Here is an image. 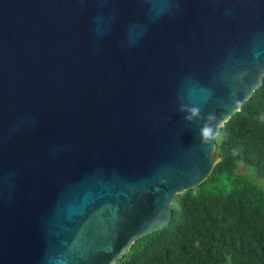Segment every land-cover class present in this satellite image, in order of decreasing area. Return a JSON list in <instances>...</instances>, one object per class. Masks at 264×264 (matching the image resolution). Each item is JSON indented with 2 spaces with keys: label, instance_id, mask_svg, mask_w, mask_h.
<instances>
[{
  "label": "water",
  "instance_id": "1",
  "mask_svg": "<svg viewBox=\"0 0 264 264\" xmlns=\"http://www.w3.org/2000/svg\"><path fill=\"white\" fill-rule=\"evenodd\" d=\"M263 78L264 0H0V264L167 227Z\"/></svg>",
  "mask_w": 264,
  "mask_h": 264
},
{
  "label": "trees",
  "instance_id": "2",
  "mask_svg": "<svg viewBox=\"0 0 264 264\" xmlns=\"http://www.w3.org/2000/svg\"><path fill=\"white\" fill-rule=\"evenodd\" d=\"M214 141L207 179L176 195L169 225L114 264H264V78Z\"/></svg>",
  "mask_w": 264,
  "mask_h": 264
},
{
  "label": "rangeland",
  "instance_id": "3",
  "mask_svg": "<svg viewBox=\"0 0 264 264\" xmlns=\"http://www.w3.org/2000/svg\"><path fill=\"white\" fill-rule=\"evenodd\" d=\"M240 172L245 173L246 172L245 168H241Z\"/></svg>",
  "mask_w": 264,
  "mask_h": 264
},
{
  "label": "clouds",
  "instance_id": "4",
  "mask_svg": "<svg viewBox=\"0 0 264 264\" xmlns=\"http://www.w3.org/2000/svg\"><path fill=\"white\" fill-rule=\"evenodd\" d=\"M205 134H207V131H206V133Z\"/></svg>",
  "mask_w": 264,
  "mask_h": 264
}]
</instances>
